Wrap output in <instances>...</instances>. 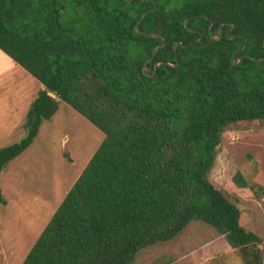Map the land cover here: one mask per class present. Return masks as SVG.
Wrapping results in <instances>:
<instances>
[{"label": "trees", "instance_id": "trees-1", "mask_svg": "<svg viewBox=\"0 0 264 264\" xmlns=\"http://www.w3.org/2000/svg\"><path fill=\"white\" fill-rule=\"evenodd\" d=\"M263 46L264 0H0V50L60 99L39 89L0 175L59 103L104 135L21 264H134L191 222L264 264L263 239L209 180L224 132L264 127Z\"/></svg>", "mask_w": 264, "mask_h": 264}, {"label": "rangeland", "instance_id": "rangeland-1", "mask_svg": "<svg viewBox=\"0 0 264 264\" xmlns=\"http://www.w3.org/2000/svg\"><path fill=\"white\" fill-rule=\"evenodd\" d=\"M5 89L14 91L13 86ZM8 92L0 86L1 96ZM19 112L10 125L11 133L0 139V148L25 136L24 114ZM103 139L101 131L63 102L52 119L41 124L33 144L0 175L6 199V205H0V264L22 263ZM238 172L264 187V127L257 121L242 122L222 134L209 180L239 207L240 224L263 239L264 254V198L258 200L249 189L237 187L233 177ZM134 264L242 261L223 236L204 223L191 222L171 241L141 250Z\"/></svg>", "mask_w": 264, "mask_h": 264}, {"label": "crops", "instance_id": "crops-1", "mask_svg": "<svg viewBox=\"0 0 264 264\" xmlns=\"http://www.w3.org/2000/svg\"><path fill=\"white\" fill-rule=\"evenodd\" d=\"M19 69L23 68L0 50V86L4 88V92H8L5 91L7 86L14 88L13 92L6 93L4 97L0 94V117H4L0 118V139L11 133L10 125L20 110H22L25 119L29 108L27 106L31 105L41 88V85L37 86L30 75L25 74L24 69L25 72H21L22 70Z\"/></svg>", "mask_w": 264, "mask_h": 264}, {"label": "water", "instance_id": "water-1", "mask_svg": "<svg viewBox=\"0 0 264 264\" xmlns=\"http://www.w3.org/2000/svg\"><path fill=\"white\" fill-rule=\"evenodd\" d=\"M156 9V4H154V8L152 9V10H150L149 12H146L145 14H143V16L141 17V20L139 21V23L144 19V17L147 15V14H149V13H151V12H153L154 10ZM138 23V24H139ZM186 23H187V21L185 22V27H186ZM137 24V25H138ZM136 28H137V26H136ZM146 36H156V34H154V33H151V34H145ZM220 38V37H219ZM219 38H217V39H219ZM160 40H161V43L159 44V46H157V48L155 49V51H154V54L151 56V59L153 58V56L155 55V53L163 46V44H164V40L162 39V38H160ZM263 48H264V46H263ZM176 48H175V45H174V50H175ZM234 56H235V54L233 55V57H232V60L234 59ZM240 60H241V58L239 59V60H237L236 62H233L234 64H238L239 62H240ZM149 61V60H148ZM147 61V62H148ZM146 62V63H147ZM146 63H145V65H144V67H143V71L145 72V68H146ZM169 65V66H172V65H170V64H167V63H165V62H158L156 65H155V69L157 68V66L158 65ZM177 65H174L173 67H176ZM41 89L42 90H44L46 93H47V95L48 96H50L51 98H53L54 100H56L57 102H59V98L54 94V93H52V92H50L48 89H46L45 88V86L44 85H41Z\"/></svg>", "mask_w": 264, "mask_h": 264}]
</instances>
